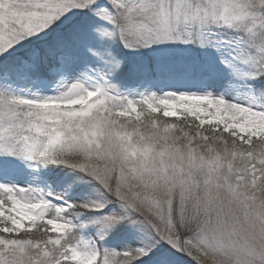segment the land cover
I'll use <instances>...</instances> for the list:
<instances>
[{"label": "snow or ice", "instance_id": "6c2138e0", "mask_svg": "<svg viewBox=\"0 0 264 264\" xmlns=\"http://www.w3.org/2000/svg\"><path fill=\"white\" fill-rule=\"evenodd\" d=\"M0 264H264V0H0Z\"/></svg>", "mask_w": 264, "mask_h": 264}]
</instances>
